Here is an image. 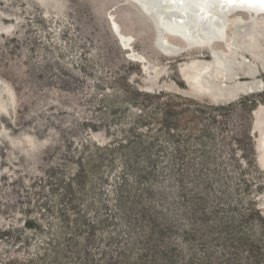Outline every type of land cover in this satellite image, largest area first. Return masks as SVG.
<instances>
[{"label":"rangeland","instance_id":"374dc122","mask_svg":"<svg viewBox=\"0 0 264 264\" xmlns=\"http://www.w3.org/2000/svg\"><path fill=\"white\" fill-rule=\"evenodd\" d=\"M109 13L130 36L129 49L111 30ZM227 22L230 31L231 17ZM242 39L236 40L238 53L261 68L263 34L252 47ZM216 48L229 56L223 44ZM131 49L144 62L129 57ZM199 50L163 54L151 32L115 0H0V229H22L39 211L48 225L47 206L70 213L59 181L82 164L84 187L74 188L78 208L102 212L104 204L114 211L124 181V213L132 222L146 209L161 223L168 213L178 227L167 236L181 253L177 264H255L228 233L254 208L264 214V150L254 126L262 115L256 109L264 105V71L254 78L258 91L222 102L194 96L178 66L211 59ZM237 77L249 80L241 69ZM119 143L113 151L95 149ZM125 163L137 165L143 177L131 176ZM192 207L208 216V228L198 226L201 235L186 239L185 231L195 227L188 221ZM251 224L245 231L253 228L261 253L256 264H264V239L258 223ZM216 227L218 234H206ZM34 234L27 233L31 242L40 239ZM2 243L0 255L22 249Z\"/></svg>","mask_w":264,"mask_h":264},{"label":"trees","instance_id":"16d2710c","mask_svg":"<svg viewBox=\"0 0 264 264\" xmlns=\"http://www.w3.org/2000/svg\"><path fill=\"white\" fill-rule=\"evenodd\" d=\"M121 146L123 143H119L118 147H112L111 144L96 145L95 149L113 151ZM78 166L79 169L72 177L62 183L61 180L59 181L60 185L65 187L71 212L69 213L65 208L56 209L53 212L52 207L50 209L47 206L43 207V210L50 213L53 219L48 221V225L43 223L44 219L39 211L38 217L29 215L24 219L22 229L12 224L4 226L0 229L2 246L22 249L0 255V264H177L178 259L182 258L181 253L177 252L167 236L172 228L178 227H174L167 221L168 213L161 216L163 220L161 223L158 217L148 214L146 209L140 212L137 223L132 222L124 213L125 209L129 210L126 208L122 194L123 187L126 185L124 181L118 185L119 193H117V206L114 211L108 210L104 204H102L104 206L102 212L105 211V215L93 206L85 210L74 205L77 201L74 188L82 191L85 183L84 166L82 164ZM124 166L131 176L143 177L144 173L142 174L143 171H140L137 165L125 163ZM191 210L188 221L195 227L185 231L183 237L186 239L201 235L198 226L201 227V231L208 228V216L198 211L197 207H192ZM89 212L95 214L94 219L89 217ZM200 215L201 218L198 217ZM113 218L119 221L120 225L114 223L110 226ZM243 219L241 215L228 235L239 247L245 248L256 264L258 255L261 253L254 243H257L255 241L259 239L258 237L254 239L253 228L249 232L245 231V228L248 230V227H252L251 223L256 221L260 227L258 234L264 239V214L254 208V211ZM98 225L104 227L100 232H97ZM217 230L218 227L213 230L208 229L206 234H218ZM27 233L32 235L36 233L35 237L39 236L40 239L38 241L34 239L31 242L32 238L28 237ZM185 264L191 263L185 262Z\"/></svg>","mask_w":264,"mask_h":264},{"label":"bare ground","instance_id":"6f19581e","mask_svg":"<svg viewBox=\"0 0 264 264\" xmlns=\"http://www.w3.org/2000/svg\"><path fill=\"white\" fill-rule=\"evenodd\" d=\"M120 1V0H115ZM140 1L144 6L147 5L145 1ZM118 3V2H117ZM152 4V6L156 9L160 10L161 16L162 14L169 15L164 21L166 22V27L168 24L176 25L178 26L179 22L183 21V16L181 14H177L180 12L181 8L178 6V0H150L148 1V4ZM229 4H231L230 7H232V11L230 14L225 15L226 20L231 17V28L230 31H227L226 28L222 35L219 36H211L208 37V35H200L195 34L189 29H186L184 31H175L173 29L167 28L170 33L169 35L174 36L175 38L183 37L186 38L187 36H191L190 41L186 42H179L174 39H167L165 36H162L161 39L165 41V50H169L171 52H175L178 49H185V51L190 49H208L209 47L207 45H204L205 42H209L208 40H212L211 49L214 50L215 54H218V57H214L209 60H203V59H194L190 62H186L188 66V70L184 69L180 74L182 78L189 83L191 86L190 90H193L198 93H204L207 94V96L212 100H227L232 99L234 97H237L240 93H249V92H255L258 91V82L254 80V78L259 74V71L262 69L264 71V59H261L260 67L258 68L255 66L250 60L246 61L242 55L238 53L239 45L236 42V40L241 37L244 39V46L252 47L254 44V40L257 35L264 36V13L260 14L259 16H254L253 13H256L258 11H264V2L263 0H209V6L211 8L207 9L205 13H203L207 18L211 17H219L217 11L219 13H222L223 7H229ZM124 6V5H123ZM127 9L128 13H131V15L143 25L144 29H147L151 32L152 36V42L154 45V41L156 39V31L154 27L152 26L151 22L141 15L135 14V12L132 10V7L130 5L124 6ZM237 7H243L245 10H236ZM235 8V9H234ZM245 12L246 17H242L241 13ZM110 19H111V30L117 31L119 35V40L122 42L123 47L127 48L128 40L130 36L124 35L121 30H119V23L113 18L111 13H109ZM202 14H199L201 16ZM165 17V15H164ZM222 19V18H221ZM261 22L260 31L255 26L257 22ZM216 24V20H214ZM149 26H151V30L149 29ZM229 26V27H230ZM186 31H188L189 34H186ZM114 32V31H113ZM188 38V37H187ZM242 39V40H243ZM185 40V39H184ZM177 43H174V42ZM218 44H223L224 48L230 51L229 56L223 57L219 54L218 49L216 46ZM155 47V46H154ZM223 47V46H222ZM250 50V49H249ZM249 52V51H248ZM228 53V52H227ZM245 53V52H244ZM129 54H132L133 56H136L138 58H133L134 60H137V62H144L143 60L139 59L142 54H138L133 49H131V52ZM248 54V53H246ZM166 55V54H165ZM242 60V61H241ZM244 62V63H243ZM144 66L147 67L146 62L143 63ZM210 67V68H209ZM209 68V69H208ZM224 69V72L221 73V70ZM238 69L243 70L245 74V78H249V80H238ZM262 71V72H263ZM207 80V84L203 79ZM217 83L226 82L230 85H218ZM208 82H212L211 84ZM215 82V83H213ZM218 85V86H215ZM204 86V87H202ZM206 87V88H205ZM261 111L263 116L264 111V105H260L256 109V113ZM260 112V113H261ZM257 118L256 121H254V126L256 129H258L261 133V137H259L258 141V149L260 147H263L264 150V138H262V133L264 131V128H262L261 121L263 117ZM260 142V143H259ZM260 144V145H259ZM261 147V148H262ZM262 151V150H261ZM264 152V151H263ZM264 155V154H263ZM260 165L264 167V157L262 158L260 156Z\"/></svg>","mask_w":264,"mask_h":264},{"label":"water","instance_id":"95a60500","mask_svg":"<svg viewBox=\"0 0 264 264\" xmlns=\"http://www.w3.org/2000/svg\"><path fill=\"white\" fill-rule=\"evenodd\" d=\"M141 1H145L147 3L146 6H144V4H142L140 1L138 0H120V1H116L118 2L120 5H130L132 7V10L135 12V14L141 15L142 17H144L145 19L149 20L152 24V26L154 27L155 31H156V39L154 41V46L155 48H157L159 51H161L163 54L166 55H178L181 54L183 52H185V49H178L175 52H171L169 50H165V41H163L161 39L162 36H165L167 39H174L177 40L179 42H186L187 40L190 41L192 38L191 36H187L186 38L183 39V37L180 38H175L172 35H169L170 33H172L171 31H169L167 28L169 29H173L175 31H184L186 29L191 30L192 32H194L195 34H200V35H208V37L211 36H219L222 35V33L224 32L225 28L227 27V25L229 24L225 18V15H228L231 13V11L233 10L231 6V4H229V7H223L224 9L222 10V13H219L217 11L218 16H221V18L219 17H211V18H207L206 16L203 14L205 13V11L209 8H211L209 6V0H178V7L181 8L180 12H178L177 14H181L183 16V21L179 22L178 26L176 25H172V24H168L166 27V22L164 21L166 18H170L168 17L169 15L167 14H162L163 16H161L160 14V10L156 9L152 6V4H148V1L150 0H141ZM214 1V0H213ZM264 2V0H263ZM232 9V10H231ZM235 9V8H234ZM236 10H245V8L243 7H237ZM264 13V11H258L256 13H253L254 16L260 15ZM199 14H202L201 16H199ZM165 15V17H164ZM111 18V17H110ZM214 20H216V24L214 22ZM256 26V25H255ZM149 29L151 30V26H149ZM115 33H117V31L113 30ZM185 32V31H184ZM186 34H189L188 31H186ZM118 35V33H117ZM209 42H205L204 45H207L209 47V52H206L204 49H200L199 51L201 52L200 55L203 56H211L212 58L214 57H218V54L214 53V50L211 49V45H212V40H208ZM122 44V42H120ZM127 47L130 46V38L128 40ZM123 46V44H122ZM131 58H138L136 56H133L132 54L128 55ZM139 59H144L143 57H140ZM144 70H148V67L143 65ZM184 69L188 70V66L186 64V62H182L179 64L178 66V71L181 73ZM186 85H188L190 88L191 86L189 85L188 82H186ZM190 93L194 96H202L205 95L207 96V94L204 93H198L195 92L193 90H189ZM208 97V96H207ZM209 98V97H208ZM214 102H222L225 100H215L212 99Z\"/></svg>","mask_w":264,"mask_h":264}]
</instances>
